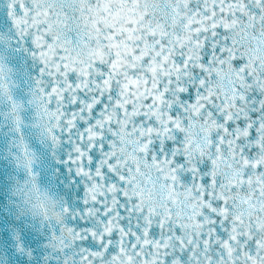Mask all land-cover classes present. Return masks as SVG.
<instances>
[{
  "label": "snow or ice",
  "instance_id": "obj_1",
  "mask_svg": "<svg viewBox=\"0 0 264 264\" xmlns=\"http://www.w3.org/2000/svg\"><path fill=\"white\" fill-rule=\"evenodd\" d=\"M0 264H264V0H0Z\"/></svg>",
  "mask_w": 264,
  "mask_h": 264
}]
</instances>
